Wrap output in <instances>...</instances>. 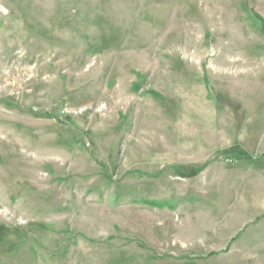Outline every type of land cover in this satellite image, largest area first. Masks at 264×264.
Wrapping results in <instances>:
<instances>
[{
  "label": "rangeland",
  "instance_id": "obj_1",
  "mask_svg": "<svg viewBox=\"0 0 264 264\" xmlns=\"http://www.w3.org/2000/svg\"><path fill=\"white\" fill-rule=\"evenodd\" d=\"M0 264H264V0H0Z\"/></svg>",
  "mask_w": 264,
  "mask_h": 264
}]
</instances>
